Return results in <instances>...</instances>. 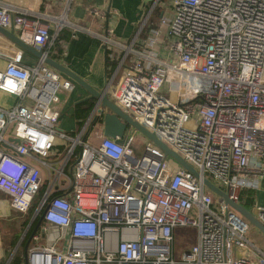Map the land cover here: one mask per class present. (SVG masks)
I'll use <instances>...</instances> for the list:
<instances>
[{"label":"built area","instance_id":"built-area-1","mask_svg":"<svg viewBox=\"0 0 264 264\" xmlns=\"http://www.w3.org/2000/svg\"><path fill=\"white\" fill-rule=\"evenodd\" d=\"M160 6L143 38L138 35L149 14L130 44L103 37L109 61L120 70L107 96L198 177L148 138L134 156L138 131L131 124L120 138L90 141L92 117L101 119L105 108L88 114L73 135L58 130L52 103L72 83L43 56L65 20L30 18L0 2V27L12 28L43 55L27 65L12 42L0 50V91L15 99L0 107V191L13 211L24 213L33 204L30 220L41 215L25 264H264V251L248 236L250 222L201 181L240 203V190L254 189L255 177L264 175V0ZM56 139L68 146L66 159L77 150L68 172L66 159L60 166L46 161ZM38 164L47 170L46 184ZM251 210L264 226V208ZM178 226L194 227L195 239L174 257ZM235 249L246 254L235 257Z\"/></svg>","mask_w":264,"mask_h":264},{"label":"crops","instance_id":"crops-1","mask_svg":"<svg viewBox=\"0 0 264 264\" xmlns=\"http://www.w3.org/2000/svg\"><path fill=\"white\" fill-rule=\"evenodd\" d=\"M0 2L12 8L14 12H23L27 17L38 18L41 21L48 18L63 17L65 23L62 27L68 28L72 35L67 41L59 44L60 53L55 58L48 54L50 44L47 49V56L62 64L67 70L95 90L102 91L105 89L108 96L110 87L115 84L116 79L120 76V70L116 71V63L109 61V43L105 44L103 37L107 36L124 46L130 44V40L145 20L146 12L152 4L149 3L152 0H0ZM160 12L157 14V18ZM157 18L150 25H155ZM1 44H5V46L1 47ZM9 45H12V43L0 35V50L8 49ZM36 58L32 53L21 49V63L31 65ZM3 64L4 62L0 60V68L3 67ZM59 74L62 78H68L60 72ZM110 76H113V81H110ZM70 81L72 83L71 89H59L57 99L52 103L53 109L58 112L57 129L68 134L74 133L76 130L73 106L87 96V92L80 85L71 79ZM0 93L4 101L10 103L13 101L12 96L1 91ZM89 131H92V136H90L92 142L97 141L102 135L98 117L93 122L91 120ZM62 145H64L62 141L58 139L54 141L49 156L46 158L47 162L58 166L62 164V161L66 159L65 153H59L58 151V148ZM5 151L10 152L8 149H5ZM20 159L32 163L30 156H22ZM67 159L63 165L65 172L69 171L73 162L68 164ZM262 163L264 164V161ZM37 167L40 170V177L42 172L45 175L41 180L43 182L47 181V170L40 164ZM255 179L256 187L251 189L253 196L251 205L247 207L242 204L250 210L253 206L264 208V175H257ZM56 193L59 192H54V194ZM8 202V196L0 191V214L5 213V209L10 208ZM239 252L241 255L246 254L245 250L235 249L234 256L238 257ZM2 254L4 252L0 251V259L8 257V255L2 256Z\"/></svg>","mask_w":264,"mask_h":264},{"label":"water","instance_id":"water-1","mask_svg":"<svg viewBox=\"0 0 264 264\" xmlns=\"http://www.w3.org/2000/svg\"><path fill=\"white\" fill-rule=\"evenodd\" d=\"M153 2H156V0H152ZM151 10V9H149ZM148 10V12H149ZM146 13L145 17L147 16ZM0 34L4 36L6 39H8L10 42L18 46L19 48L26 50L30 53H32L35 57H41L42 51L36 47H32L24 42H22L17 35L13 32L11 29H5L0 27ZM43 60L45 63L50 65L52 68L57 70L58 72L66 75L68 78L73 80L75 83L80 85L86 92L87 96L84 99H93V105L89 111V114L93 111H96L97 113L102 112L101 119H99L101 124V131L103 136L107 137H122L124 128L126 124H131L133 127L136 128V130L146 138H148L150 141H152L154 144H156L160 149L163 150L164 153L169 155L174 159L176 163H178L181 167H183L185 170H187L189 173H191L193 176L198 177V173L189 165L187 164L179 155H177L175 152L170 150L163 142L158 140L154 133L146 130L142 126L138 125L136 122H134L129 116L124 114L106 95L105 89L102 91H97L90 85H88L86 82L81 80L79 77L74 75L72 72L67 70L62 64L58 63L57 61L53 60L52 58L48 56H43ZM83 99V100H84ZM96 116L92 117V122L95 121ZM12 142L16 143L18 142L17 138H11ZM202 183L217 197L221 198L222 201L237 210L241 215H243L250 224L255 227L263 236H264V226L257 221V219L252 215V213L247 210L242 204L236 203L228 198L227 194L223 192L221 189L216 187L213 183H211L206 178H201ZM41 222V215H39L36 223L34 224L33 228L31 229L29 235L27 236L23 246H22V257L23 262L25 264L26 262V250L28 247V243L31 240L32 235L37 230L39 224ZM15 250V249H14ZM14 250H12L11 254L14 253Z\"/></svg>","mask_w":264,"mask_h":264},{"label":"rangeland","instance_id":"rangeland-1","mask_svg":"<svg viewBox=\"0 0 264 264\" xmlns=\"http://www.w3.org/2000/svg\"><path fill=\"white\" fill-rule=\"evenodd\" d=\"M162 1L165 4V9L168 10V4L170 0H162ZM144 11L146 10L144 9ZM263 77H264V74H263ZM11 98H13V101L11 103L8 101H4V98L2 97V94L0 93V107H8L12 105L15 102V99L14 97H11ZM169 98L173 99L172 97H169ZM91 133L92 131H89V134H88L89 140H91L90 138V136H92ZM146 142H148L147 138L145 136H141L137 132L135 135L133 144H132L134 151H135L134 156H139L141 154L143 145ZM44 176L45 175L42 172L41 178H43ZM44 182L46 184V181ZM215 200H218V198H215ZM24 215L25 213L16 212L10 208L5 209V213L0 214V251L2 253L4 252L2 256L3 255L9 256L12 250L14 249H15L14 252L17 251V253H22V246L20 245V242L27 229V224L23 223L22 221L24 219ZM28 217L29 215H27V219ZM248 236H250L251 239H253V242L255 245H257L262 251H264V236L261 233H259L258 230L252 225L249 228ZM12 239L15 240L14 241L15 243L14 245L11 246L10 241ZM194 239H195V228L194 227H191V226L174 227L173 238H172L173 256L178 257L180 256L181 252H186L189 249V247L193 244ZM40 242H42V240ZM5 252L7 253L5 254Z\"/></svg>","mask_w":264,"mask_h":264},{"label":"trees","instance_id":"trees-1","mask_svg":"<svg viewBox=\"0 0 264 264\" xmlns=\"http://www.w3.org/2000/svg\"><path fill=\"white\" fill-rule=\"evenodd\" d=\"M161 2H163V1L158 0V2L154 5L152 11L150 12V14L147 17L142 29L139 32V35H138L139 38H143L145 36V33L147 32L148 28L151 26L150 23L153 22L157 18V14L162 10V7L160 6ZM71 35H72V33L68 28L61 27L55 33V35L52 38L51 46L48 49L49 56H51L52 58L57 57V55L60 53V48L58 47L59 44L63 41H67L71 37ZM93 102H94L93 99H84V100H80L79 102L74 104L73 116L76 120L75 132L77 130H79V128L83 124L85 118L87 117V115H88V113H89V111L93 105ZM74 133H71L70 135H73ZM67 147H68L67 145L60 146L58 148L59 153H65ZM76 151L77 150H74L73 153L67 159L68 164H70L74 160V155H75ZM42 190H43V186L40 187V189L38 191V195H40L42 193ZM252 197H253L252 196V190L249 188H244V189L240 190L239 195H238V199H239L240 203L243 204L244 206H247V207L251 205L252 200H253ZM33 208H34V206H33V204H31L30 208L26 212H24L25 215H24V219L22 221H23V223L27 224V229H26L24 236L20 242L21 246H23L27 236L29 235L31 229L33 228L34 224L36 223V221L39 217L40 212L37 213L31 220H29L31 217ZM27 215H29L28 219H27ZM14 241H15L14 239H12L10 241L11 246L14 245V243H15ZM32 244H33V242H32V240H30L28 243V246H30ZM22 258H23L22 253H17V251H15L7 264H20L23 261ZM4 259H0V264H4Z\"/></svg>","mask_w":264,"mask_h":264}]
</instances>
